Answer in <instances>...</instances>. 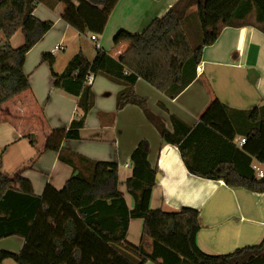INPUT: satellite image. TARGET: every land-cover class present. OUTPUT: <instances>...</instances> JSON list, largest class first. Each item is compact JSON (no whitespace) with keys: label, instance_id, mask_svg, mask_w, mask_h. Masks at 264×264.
Returning <instances> with one entry per match:
<instances>
[{"label":"trees","instance_id":"16d2710c","mask_svg":"<svg viewBox=\"0 0 264 264\" xmlns=\"http://www.w3.org/2000/svg\"><path fill=\"white\" fill-rule=\"evenodd\" d=\"M39 0H0V105L29 89L24 73L27 53L52 27L37 20L33 13ZM65 6L62 19L80 34L101 35L119 0H59ZM210 0H179L161 18L154 19L116 60L97 49L93 61L75 55L64 72L56 75L54 56L42 60L52 70L54 88L78 98L81 115L68 130H54L45 149L58 153L71 166L74 175L61 191L47 187L42 197L33 193L29 182L20 176L9 178L0 173V239L19 236L25 240L18 254L0 252V264L12 259L17 264H264V239L259 245L237 249L232 253L211 256L196 244L200 230V211L181 208L167 212L151 210V193L157 172L149 162L150 146L139 142L131 155L132 176L127 191L134 199L129 210L118 191V165L95 162L69 153L65 140H78L79 131L94 105L86 76H102L123 89L116 98V108L127 105L142 109L158 131L165 145L177 147L190 173L223 180L232 188L264 193V176L257 177L253 160L264 167V107L240 111L214 99L199 122L190 127L170 114L172 131L147 107V99L135 92L141 79L170 99L181 94L197 77V48L189 32L188 11L205 7ZM231 28L251 26L264 34V0H240L225 24ZM21 30L25 45L16 50L11 37ZM200 34V33H199ZM198 34V36H199ZM245 135L241 148L234 144ZM131 219H142L143 242L130 244L127 231ZM150 241V250L146 248Z\"/></svg>","mask_w":264,"mask_h":264},{"label":"crops","instance_id":"0c3cea01","mask_svg":"<svg viewBox=\"0 0 264 264\" xmlns=\"http://www.w3.org/2000/svg\"><path fill=\"white\" fill-rule=\"evenodd\" d=\"M178 1L119 0L104 32L92 41L91 33L80 34L65 23L63 3L39 0L33 16L41 22L52 23V27L27 53L23 70L29 89L0 105V173L9 178L20 176L31 184L37 197H42L47 187L61 191L74 171L59 159L58 153L45 149L46 141L54 130H68L81 111L77 97L54 88L52 70L56 75L62 74L78 53L91 62L99 48L119 60L131 41ZM239 2L210 0L205 7L195 6L188 11L191 25L199 31L197 36L201 40L196 42L199 48L196 52L197 77L176 98L170 99L141 79L136 82V94L147 99L150 112L158 116L169 131H172L170 114L194 127L216 98L240 111L264 107V34L251 26L231 28L225 25ZM9 42L18 50L25 45L26 39L18 30ZM58 44L62 49L53 55ZM45 54L54 56L52 70L42 60ZM223 64L230 69L226 91L219 73ZM249 73L254 74L253 85ZM122 89L102 76H95L91 86L94 105L79 131L80 138L63 141V149L95 162L116 163L118 191L132 210L134 199L126 185L132 176L131 155L139 142L146 140L150 146L149 162L157 172L149 203L151 210L174 212L184 207L199 210L200 230L196 244L206 255H224L259 245L264 239V193L232 188L223 180L205 179L190 173L179 149L162 142L141 108L127 105L117 110L116 98ZM255 95L262 105H252ZM242 138L245 135L240 133L234 140L238 148L243 146ZM253 164L264 168L255 160ZM143 225L142 219L130 220L126 236L130 244L139 246L143 242ZM24 245L25 240L19 236L2 238L0 252L18 255ZM150 246V241H146L148 250ZM2 264L17 263L6 259Z\"/></svg>","mask_w":264,"mask_h":264},{"label":"rangeland","instance_id":"374dc122","mask_svg":"<svg viewBox=\"0 0 264 264\" xmlns=\"http://www.w3.org/2000/svg\"><path fill=\"white\" fill-rule=\"evenodd\" d=\"M205 28H208V25L205 23ZM198 34H199V31H198ZM189 38H190V40L193 42V45H195V42L197 41V38H198V36L196 35V33L194 32V31H192V32H189ZM0 38H2V35L0 34ZM69 50V49H68ZM68 50H66V51H68ZM62 54V53H61ZM219 73H220V78L221 77H223V89L226 91V88H228V85L226 86V83L228 82V78H229V75H230V69L227 67V64H223V67H222V69H220L219 70ZM221 74H223V75H221ZM248 77H249V81H251V84L253 85L254 84V82H252V81H254V74H252V73H249L248 74ZM250 83V82H249ZM252 88H253V90L252 91H254L255 89H254V86H251ZM257 94V93H256ZM224 97V96H223ZM224 99H226V98H224ZM253 101H255V102H251L252 103V105H254V106H259V105H262L263 104V102H260V100H259V98H257V96L255 95V97H254V100ZM250 103V104H251ZM246 108L245 109H249V107L248 106H245ZM253 107V106H252ZM232 253V252H231Z\"/></svg>","mask_w":264,"mask_h":264},{"label":"built area","instance_id":"2783aa9c","mask_svg":"<svg viewBox=\"0 0 264 264\" xmlns=\"http://www.w3.org/2000/svg\"><path fill=\"white\" fill-rule=\"evenodd\" d=\"M97 38H98L97 34H91V40L92 41L97 40ZM61 49H62V46L60 44L56 45L55 48H54V50H53V55H54V53H56L57 51H59ZM94 79H95V76L93 74H88L86 76V84L88 86H92V84L94 82ZM240 143L241 144H245L246 143V139L245 138H242L240 140ZM252 168L256 172L257 177L262 178L264 176V168H262L260 165L253 164L252 165Z\"/></svg>","mask_w":264,"mask_h":264}]
</instances>
